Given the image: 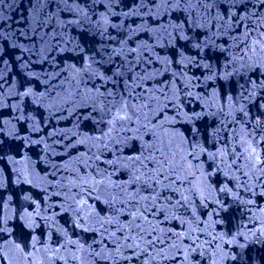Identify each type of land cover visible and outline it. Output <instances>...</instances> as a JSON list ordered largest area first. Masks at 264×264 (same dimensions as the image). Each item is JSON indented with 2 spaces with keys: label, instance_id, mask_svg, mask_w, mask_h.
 Masks as SVG:
<instances>
[{
  "label": "snow or ice",
  "instance_id": "6c2138e0",
  "mask_svg": "<svg viewBox=\"0 0 264 264\" xmlns=\"http://www.w3.org/2000/svg\"><path fill=\"white\" fill-rule=\"evenodd\" d=\"M11 3L0 161L43 204L0 198V264H264V0H31L15 28ZM33 145L69 159L39 175Z\"/></svg>",
  "mask_w": 264,
  "mask_h": 264
},
{
  "label": "water",
  "instance_id": "95a60500",
  "mask_svg": "<svg viewBox=\"0 0 264 264\" xmlns=\"http://www.w3.org/2000/svg\"><path fill=\"white\" fill-rule=\"evenodd\" d=\"M30 7H31V0H12L11 6L4 8V15H5V17H7L9 14L12 16V24H13V27L15 28L17 26L15 24V21L21 15H23L24 17H27L29 15ZM116 11L119 12L120 9L117 8ZM115 22H118V19ZM25 23H27V21H25ZM22 26L23 25H21V27ZM133 27H135V24L133 25ZM113 35H115V32H113ZM121 38H123V37H121ZM147 39H148L147 34L142 33L139 37H137L136 42L138 43V42H140V40H147ZM129 43L132 44V41H129ZM132 46H135V45L133 44ZM158 51H160V54L162 56L165 54L171 55L170 52L166 53L165 50L158 49ZM172 67L176 68V65L173 64ZM177 70H179V69H177ZM189 74L192 75L193 73H189ZM195 75H200V72L196 71ZM163 78L168 79L169 77L167 74H165V76ZM17 79H19V77H17ZM200 79H201V81H203V76H201ZM34 83H37V82H34ZM219 83H220L219 81H217L215 84L212 81H204L201 86L197 87L196 91L197 92H204L205 89L211 91ZM0 91H2V89H0ZM12 99L13 98H9V103L12 102ZM28 103H30V102H28ZM191 106L192 105H188L190 110H191ZM28 113H31L32 115L36 116L37 119H39L41 121L47 119V113H45L43 111V109H40L39 111H35L34 107H29L26 114H28ZM3 114L5 115L4 118L8 119L10 114H11V110L10 109L5 110ZM13 123H16V121H13ZM53 126H55V121H50L49 122V128H44V130L42 132H40L39 134H34L33 139H39L40 136H46L49 129ZM70 126H71V119L61 120L59 123V128H68ZM0 127H2V125H0ZM17 128H22V129L24 128L25 130H27L28 124L26 122L18 123ZM21 134L23 135L25 133L22 132ZM0 135H2V134H0ZM13 143H21V142L16 141ZM48 143L52 144V140H49ZM21 150H22L25 157H30L31 165L34 166L35 171L39 175L44 174L43 171L46 170L47 164L49 162H51V163H57V162H62V161L66 162L69 159V156L63 155L64 149L62 146H59V145H54V153L46 156L43 161L41 160L42 151H41L40 146L33 145L28 149H24L22 147ZM78 150L80 152H83L84 151L83 146H79ZM10 154L15 155L14 152L10 153ZM57 154H59V155H57ZM76 154H77V149H72L69 153V155L73 156V157ZM17 159H19V157H17ZM18 166H22V165H18ZM0 169H3V175L7 178L5 188L0 189V198L7 200L8 197L10 196L12 209H14L16 211H20L21 205H23L24 207L28 206V204L30 202L23 199V197L25 196L26 193L31 195L34 199L41 200V203L43 204V200H42L43 193L40 192L39 186H34L36 184V181H34L33 185H29L26 183H24V184L14 183L13 182V178H14L13 165H11L7 159L0 161ZM217 179H219V177H217ZM50 191H52V189H50ZM204 214L206 215L207 213H204ZM15 222H18V221H15ZM61 223H63V221H61ZM175 226L179 227V225H175Z\"/></svg>",
  "mask_w": 264,
  "mask_h": 264
}]
</instances>
